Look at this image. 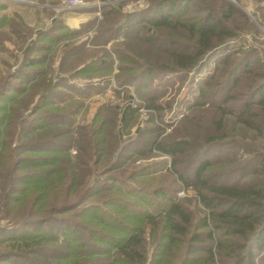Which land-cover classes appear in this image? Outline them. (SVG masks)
Segmentation results:
<instances>
[{
  "label": "rangeland",
  "instance_id": "rangeland-1",
  "mask_svg": "<svg viewBox=\"0 0 264 264\" xmlns=\"http://www.w3.org/2000/svg\"><path fill=\"white\" fill-rule=\"evenodd\" d=\"M2 1L5 7L0 10V18L8 17L15 23L3 26L0 74L17 72L24 77L26 71L44 69L43 76H36L26 85L39 83L42 85L39 90L52 85L48 99L41 101L47 104L39 103L37 107L39 94L34 95L23 110V117L35 121L44 115L66 114L65 122H56V118L48 125L37 127L41 123L38 121L26 132L20 129L14 132L12 144L20 147L22 154L19 155L31 154L23 147L39 134L65 130L57 139L73 142L69 153L75 159L85 141H96L98 135L95 137L93 133L103 122L99 136L101 140L105 137L102 143L106 148L94 153L93 161H101L93 167L96 176H118L135 189H167L193 211L202 208L197 191L185 187L175 169L190 173L197 157L203 154L212 159V173L220 181L244 183L254 177L264 181V137L248 129L235 114L222 115L217 107V102L223 101L221 95L226 97L227 94L232 97L224 107L240 106L249 91L252 75L259 69L264 70V0H231L252 23L237 31L239 38H231L216 49L212 58L207 55L194 70L182 72L170 68L172 60L161 45L169 41L187 44L190 40L184 31L156 28L154 22L161 13L172 10L170 3L176 5L172 17L191 22V17L197 13L198 0H84V5L75 9L64 8V0L48 1L51 5L48 8L43 6L45 0ZM106 23L108 28L104 31ZM238 23L244 25L245 20L240 18ZM41 33L47 36L41 37ZM227 55H232V61L224 66ZM246 56L249 65L246 62L243 65ZM93 58L98 61L95 71H79ZM240 61L239 68L243 72L238 75L239 82L232 83V91L224 93V78L216 79L218 73L223 70L227 76L233 64ZM149 64L157 66L158 70L147 76L145 70ZM97 67L103 69L96 70ZM251 67L252 75L245 76L243 73ZM202 91L209 96L201 99ZM10 94L16 95L15 92ZM149 96L155 97L153 106ZM18 97L30 98L31 95L24 93ZM220 120L222 127L218 129ZM213 134L219 139L205 146L207 135ZM157 137L163 140L187 138L191 147L176 157L174 166L171 155L151 149L148 144ZM121 148L125 158L117 154ZM115 158L119 160L116 167L112 163ZM257 166L260 171L252 173ZM30 170V167L24 168L22 172ZM135 171H140V177H131ZM5 194L0 177V229H11L14 224L5 214ZM146 237L150 255V230ZM5 239L0 242V253L7 250L5 245L10 243V239Z\"/></svg>",
  "mask_w": 264,
  "mask_h": 264
},
{
  "label": "trees",
  "instance_id": "trees-1",
  "mask_svg": "<svg viewBox=\"0 0 264 264\" xmlns=\"http://www.w3.org/2000/svg\"><path fill=\"white\" fill-rule=\"evenodd\" d=\"M198 3L191 22L171 16L176 8L174 3H170V12L164 11L154 22L156 28L184 31L190 40L187 44L169 41L161 45L172 60L173 71L194 70L204 57L212 58L216 49L231 38H239L238 32L252 23L231 0H198ZM4 7L0 0V10ZM240 18L245 20L244 25H239ZM13 21L0 18V37L3 26L9 22L13 26ZM107 28L106 23L102 30ZM225 58L224 66L230 64L232 55ZM93 59L79 71H95L98 61ZM243 62L250 64L247 56ZM240 66L241 61L235 62L227 76L223 70L218 73L216 79L224 78V93L231 92L232 83L239 82L238 75L243 72ZM156 69L155 65H147L146 75ZM253 70L251 67L243 74L250 76ZM259 70L252 75L249 91L240 106L224 107L232 97L227 94L221 95L223 101L217 102V107L222 115L235 114L248 129L264 137V70ZM45 73L44 69H32L24 72V77L17 72L0 74V177L6 192L5 214L14 224L11 229H0V242L10 239L5 245L7 250L0 253V264H264V181L259 178L244 183L220 181L212 173V159L203 154L197 157L190 173L175 169L181 183L197 191L202 208L193 211L167 189H135L118 176H96L93 167L101 161H93L94 153L106 148L102 143L105 137L101 140L99 136L103 122L93 133L95 137L98 135L96 141H85L86 146L80 148L75 159L69 153L73 142L57 139L65 130L39 134L23 147L31 154L19 155L20 147L12 144L18 129L26 132L38 121L41 123L37 127L56 118L59 123L66 121L63 113L44 115L35 121L23 117V110L34 95L39 94L37 107L48 99L52 85L43 90H39L42 86L39 83L26 85ZM16 80L19 83H14ZM24 93H30L31 97L19 99ZM206 96L209 95L202 91L200 98ZM149 97L153 106L155 97ZM221 127L222 120L218 122V129ZM206 138L205 146L219 139L215 134ZM148 144L151 149L171 155L174 166L176 157L191 147L187 138L157 137ZM117 154L125 158L122 148ZM118 161L116 158L112 161L114 167ZM29 167L30 171L22 172ZM259 171L257 166L252 173ZM131 177H140V171ZM147 230L152 242L150 255Z\"/></svg>",
  "mask_w": 264,
  "mask_h": 264
},
{
  "label": "built area",
  "instance_id": "built-area-1",
  "mask_svg": "<svg viewBox=\"0 0 264 264\" xmlns=\"http://www.w3.org/2000/svg\"><path fill=\"white\" fill-rule=\"evenodd\" d=\"M83 5L84 0H64V8L66 9H75Z\"/></svg>",
  "mask_w": 264,
  "mask_h": 264
},
{
  "label": "crops",
  "instance_id": "crops-1",
  "mask_svg": "<svg viewBox=\"0 0 264 264\" xmlns=\"http://www.w3.org/2000/svg\"><path fill=\"white\" fill-rule=\"evenodd\" d=\"M18 1H21V2H27V3H31L33 0H18ZM48 1H51V0H45V3H44V5L43 6H45V7H49V6H51L49 3H48Z\"/></svg>",
  "mask_w": 264,
  "mask_h": 264
}]
</instances>
